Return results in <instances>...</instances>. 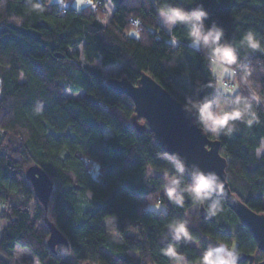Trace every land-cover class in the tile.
<instances>
[{"label": "trees", "instance_id": "1", "mask_svg": "<svg viewBox=\"0 0 264 264\" xmlns=\"http://www.w3.org/2000/svg\"><path fill=\"white\" fill-rule=\"evenodd\" d=\"M102 2L77 9L72 0H47L45 11L37 14L27 11L26 0H0V220H5L0 264H35L31 256L17 258L16 246L29 248L39 264H173L160 249L170 240L167 223L178 218L189 220L200 247L179 242L178 250L189 262L210 244L233 241L240 252L260 260L264 253L224 199L223 211L206 218L199 207L207 211V202L197 204L186 196L181 208L167 201L161 186L162 170L169 166L156 156L166 151L147 122L134 117L132 99L106 81L125 76L135 82L145 72L182 103L185 97L212 93L206 86L213 80L207 57L191 48L187 29L177 25L169 34L160 25L156 9L168 2L186 9L202 6L208 12L206 26L216 23L224 30L225 39L239 49L240 63L251 66L249 79L264 94V51L238 45L249 30L264 44V0H113L107 24L97 20ZM12 16L22 17V24L11 22ZM133 18L143 29L140 39L126 32ZM98 59L100 65L95 64ZM114 63L121 66L106 76L103 66ZM80 87L79 96L65 94ZM237 92L249 94L243 84ZM254 108L258 124L249 128L236 122L231 135L208 137L219 141L227 159L231 191L251 209L264 212V152L261 158L254 155L264 139V103ZM139 123L144 124L142 132L136 130ZM33 165L53 180L46 208L26 177ZM148 165L151 175H146ZM157 192L167 210L147 206ZM108 214L116 216L121 238L115 250L108 248L102 221ZM48 221L68 245L58 244L56 251L48 247Z\"/></svg>", "mask_w": 264, "mask_h": 264}, {"label": "clouds", "instance_id": "2", "mask_svg": "<svg viewBox=\"0 0 264 264\" xmlns=\"http://www.w3.org/2000/svg\"><path fill=\"white\" fill-rule=\"evenodd\" d=\"M63 3V0H60ZM96 7L97 0H88ZM47 0H26L27 11L37 14L43 13ZM113 0H103L100 5L102 11L97 14V20L101 24H107L112 13ZM160 25L169 34H172L177 25H183L186 29V37L191 48L204 53L208 61V71L213 80L206 86L213 91L199 99L185 97L182 108L189 114L194 115L193 125L202 134L211 135L213 138L221 134L231 135L236 129V122H241L251 128L260 122L259 115L254 108L256 103H264V94L259 91V86L249 79L252 68L248 64L240 63L238 47L225 39L224 30L216 23L205 24L208 12L202 6L190 9L165 2L156 9ZM11 22L20 25L22 17L12 16ZM143 29L139 19L133 18L126 29L128 34L140 39ZM172 44H176L173 35ZM239 48H247L251 51H264V44L258 39L257 34L251 30L246 31L239 38ZM85 60L83 50L80 55ZM240 70L239 78L237 71ZM241 84L248 87L247 96L238 94ZM235 93V94H234ZM233 94V95H229ZM37 112L40 108L37 107ZM264 152V139H261L254 148L256 158H261ZM156 156L165 161L169 166L163 171L164 183L161 186L167 201L183 208L186 196L194 203L207 202V215L215 217L223 211L222 199L224 196V183L215 172H204L198 166L192 165L189 170L178 154H169L158 151ZM152 166L146 168V175L152 174ZM187 172V179L185 173ZM152 194H149L151 198ZM152 200L153 206H160L159 193ZM189 220L178 218L167 223V233L170 240L160 249L163 256L173 261V264H239L240 251L236 246L226 243L210 244L204 248L199 257L189 262L184 253L180 252L179 242L193 241L194 237L189 231ZM113 236H117L115 228L110 229ZM23 251V249H21ZM18 255V253H17Z\"/></svg>", "mask_w": 264, "mask_h": 264}, {"label": "water", "instance_id": "3", "mask_svg": "<svg viewBox=\"0 0 264 264\" xmlns=\"http://www.w3.org/2000/svg\"><path fill=\"white\" fill-rule=\"evenodd\" d=\"M106 83L113 91L125 93L132 99L134 117L147 122L155 142L167 153L178 154L189 170L192 165H196L202 171L215 172L220 177L225 186L223 199L226 205L249 229L258 249L264 253V212L251 209L231 191L226 173L227 159L220 153L219 141L202 134L193 125L194 115L184 111L183 103L148 73L142 72L135 82L122 76L110 77ZM136 130L142 132L144 124H137ZM26 177L37 199L46 208L53 189V180L42 167L36 165L26 170ZM199 211L203 218L208 216L202 204ZM47 225L49 235L46 242L52 251H56L58 244L68 245L67 238L54 222L48 221ZM243 259H247L246 264H264V257L254 261V254L241 251L239 261Z\"/></svg>", "mask_w": 264, "mask_h": 264}, {"label": "rangeland", "instance_id": "4", "mask_svg": "<svg viewBox=\"0 0 264 264\" xmlns=\"http://www.w3.org/2000/svg\"><path fill=\"white\" fill-rule=\"evenodd\" d=\"M51 1L52 2L61 3L60 0H51ZM65 4H70V1H67ZM72 4L77 9H80L84 5H87V4H90V3L88 2V0H72ZM112 10H113V5H112ZM95 64H99L100 65V60L99 59L96 60ZM120 66H121L120 63H114V64H111V65L103 66L104 74L106 76H109V74L113 73ZM83 90H84L83 87H80L79 90H77V91L67 90L65 92V94L68 95V96H79L83 92ZM111 133H112V130L110 128H107L105 130V135L106 136H109ZM84 204H85V202L83 201L82 202V207L84 206ZM147 206L149 208L154 209L155 211H159L161 209L167 210L165 202H162V201H161L159 207L153 206V203H149ZM102 221H103L104 229L106 231L108 248L111 249V250H115L116 245L121 242V238H120L119 234L117 236H113V234L110 231V229H112L113 227L116 230V216L114 214H108V215L104 216ZM4 225H5V220H0V228L2 226H4ZM116 232H117V230H116ZM189 243H191L193 245H196L198 247V249H200V247L198 246L196 240L193 239V241H189ZM233 244H235V241H233L232 245ZM21 249H23V251H21ZM60 252L63 255L66 254L65 248L61 247L60 248ZM17 253H18V255H17ZM131 253L133 255H136L135 251L131 250ZM15 255H16L17 258H19L21 256H31V257L34 258L35 264H39L38 260L34 257V255L32 254L31 250L29 248H27V247L16 246Z\"/></svg>", "mask_w": 264, "mask_h": 264}]
</instances>
